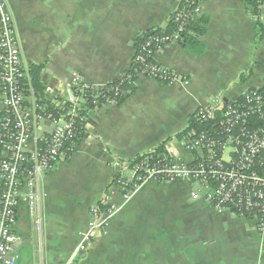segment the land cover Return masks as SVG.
Listing matches in <instances>:
<instances>
[{
  "label": "crops",
  "instance_id": "1",
  "mask_svg": "<svg viewBox=\"0 0 264 264\" xmlns=\"http://www.w3.org/2000/svg\"><path fill=\"white\" fill-rule=\"evenodd\" d=\"M5 2L28 75L31 66H43L39 78L49 104L69 95L73 76L98 91L119 80L137 38L164 29L178 7L177 0ZM200 16L208 18L199 38L202 55L181 43L154 55L178 80L136 78L122 87L121 104H93L84 138L40 178L44 231L36 229L25 202L17 208L16 264H64L86 229L90 208L108 191L119 211L78 264H264V232L256 221L212 208L197 182L149 180L127 202L111 185L116 161H132L182 132L188 117L212 97L234 103L264 87V40L254 48V22L243 0H199ZM260 19L264 24V2ZM166 149L172 159L195 157L176 140Z\"/></svg>",
  "mask_w": 264,
  "mask_h": 264
},
{
  "label": "built area",
  "instance_id": "2",
  "mask_svg": "<svg viewBox=\"0 0 264 264\" xmlns=\"http://www.w3.org/2000/svg\"><path fill=\"white\" fill-rule=\"evenodd\" d=\"M177 1L178 7L170 17L176 24L175 30L165 35L152 34L134 47L131 65L118 85L98 91L73 76L67 97L42 105L37 102L28 71L23 66L10 11L5 0H0V264H16L18 260L14 226L21 202L27 204L36 229L41 228L39 181L72 152L76 137L74 118L85 103L84 93L91 92L93 104L114 106L123 97L122 87L134 83L136 78L166 84L179 79L154 61L157 52L180 44L190 17L197 18L198 3L189 13L182 5L190 0ZM125 80L129 83L124 84ZM240 99L228 103L221 96H214L192 114L203 122L219 116L217 123L221 132L215 138L191 130L189 134L194 137L182 143L188 153L198 154L191 162L170 157L158 161L146 158L133 164L116 161L113 185L122 191L124 202L149 180L195 181L212 208L254 219L263 233L264 96L253 90ZM110 198L108 191L98 205L90 208L86 229L80 233L77 245L64 264H78L95 236L109 228L119 211Z\"/></svg>",
  "mask_w": 264,
  "mask_h": 264
},
{
  "label": "trees",
  "instance_id": "3",
  "mask_svg": "<svg viewBox=\"0 0 264 264\" xmlns=\"http://www.w3.org/2000/svg\"><path fill=\"white\" fill-rule=\"evenodd\" d=\"M243 2L246 5L248 14L250 15V17L252 18L254 22V48H256L264 40V24L261 22V19H260L261 18V7L263 5L264 0H243ZM197 3H199V0H190L187 4H183L182 6L185 11L192 13V10L196 6ZM175 27H176V24L170 18L164 29H156L152 32V34L153 35L169 34L175 30ZM207 27H208V18L206 16H200L199 18L195 20L191 19L190 17V20L188 21V24L186 27V32L184 33L182 42H181L182 46L189 53L195 54V55H202L204 53L205 48H204V45L199 41V38L202 37L206 33ZM148 37L149 36H147V33L139 36L136 40L135 47L139 43L144 42ZM42 68H43L42 65L31 66L29 68L30 84L35 91V97L37 99V102L42 105H50L47 101L43 99L44 87L41 84L40 78H39ZM248 76H249L248 72L242 73L239 76L237 84L238 85L243 84L246 81ZM133 79L135 78L132 75L131 80ZM119 83H120V80H117L111 83L110 85H107L106 87L108 89H112ZM127 83H129V81L125 80L124 84H127ZM259 93L264 96V87L259 90ZM84 99H85V103L82 105V108L78 116L74 118L73 129L76 134L74 147L86 135L85 125H86V120L88 117V111L93 107L92 102L94 101V99L92 97L91 92H85ZM123 100H124V97L120 98L118 103L121 104ZM239 101H241V99ZM219 119L220 117L218 116V118L203 122V121H198L193 115H190L188 117L187 126L182 132L178 133L172 138L166 139L165 141L160 143L158 146H156L153 150L149 151L148 153H145L142 156L136 157L133 161H131L130 164L137 163L146 158L151 161H158V160L169 158L167 149H166L167 144L172 140H176L181 143L188 142L190 139L194 137L189 134L191 130H194L196 134L203 133L206 135H212L215 138L219 137V133L221 132L219 125L217 123ZM193 155L197 157V154L195 152L193 153ZM112 184H114V180H112L111 185Z\"/></svg>",
  "mask_w": 264,
  "mask_h": 264
},
{
  "label": "rangeland",
  "instance_id": "4",
  "mask_svg": "<svg viewBox=\"0 0 264 264\" xmlns=\"http://www.w3.org/2000/svg\"><path fill=\"white\" fill-rule=\"evenodd\" d=\"M187 152V151H186ZM188 153V152H187ZM42 218L44 219V217H43V213H42ZM254 221V220H253ZM44 221L42 222V224H41V230L42 231H44ZM36 232L38 233V231L36 230ZM36 237H37V235H36Z\"/></svg>",
  "mask_w": 264,
  "mask_h": 264
},
{
  "label": "water",
  "instance_id": "5",
  "mask_svg": "<svg viewBox=\"0 0 264 264\" xmlns=\"http://www.w3.org/2000/svg\"><path fill=\"white\" fill-rule=\"evenodd\" d=\"M152 34V32H149V33H147V36H150Z\"/></svg>",
  "mask_w": 264,
  "mask_h": 264
}]
</instances>
